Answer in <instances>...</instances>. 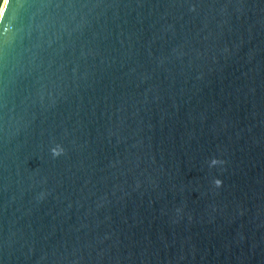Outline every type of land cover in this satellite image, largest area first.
Instances as JSON below:
<instances>
[{
	"label": "water",
	"instance_id": "water-1",
	"mask_svg": "<svg viewBox=\"0 0 264 264\" xmlns=\"http://www.w3.org/2000/svg\"><path fill=\"white\" fill-rule=\"evenodd\" d=\"M3 5L0 264H264V0Z\"/></svg>",
	"mask_w": 264,
	"mask_h": 264
},
{
	"label": "clouds",
	"instance_id": "clouds-1",
	"mask_svg": "<svg viewBox=\"0 0 264 264\" xmlns=\"http://www.w3.org/2000/svg\"><path fill=\"white\" fill-rule=\"evenodd\" d=\"M52 154H53L54 157H58L61 154H63V149L61 147L57 146L56 148L52 149ZM214 184H215L216 187H220L222 185V181L219 180V179H216L214 181Z\"/></svg>",
	"mask_w": 264,
	"mask_h": 264
},
{
	"label": "trees",
	"instance_id": "trees-1",
	"mask_svg": "<svg viewBox=\"0 0 264 264\" xmlns=\"http://www.w3.org/2000/svg\"><path fill=\"white\" fill-rule=\"evenodd\" d=\"M3 1H4V0H1V1H0V9H1V6H2Z\"/></svg>",
	"mask_w": 264,
	"mask_h": 264
},
{
	"label": "rangeland",
	"instance_id": "rangeland-1",
	"mask_svg": "<svg viewBox=\"0 0 264 264\" xmlns=\"http://www.w3.org/2000/svg\"><path fill=\"white\" fill-rule=\"evenodd\" d=\"M4 1H5V0H4ZM4 1H3V3H4ZM3 3H2V5H3ZM3 6H4V5H3ZM3 6H2V8H3ZM2 8H1V9H2ZM1 9H0V12H1Z\"/></svg>",
	"mask_w": 264,
	"mask_h": 264
},
{
	"label": "bare ground",
	"instance_id": "bare-ground-1",
	"mask_svg": "<svg viewBox=\"0 0 264 264\" xmlns=\"http://www.w3.org/2000/svg\"><path fill=\"white\" fill-rule=\"evenodd\" d=\"M3 8H4V6H3ZM3 8H2V11H3Z\"/></svg>",
	"mask_w": 264,
	"mask_h": 264
}]
</instances>
